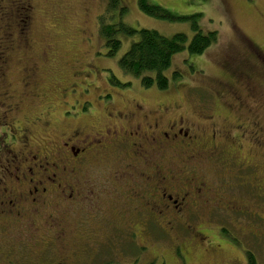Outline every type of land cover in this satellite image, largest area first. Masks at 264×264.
Returning a JSON list of instances; mask_svg holds the SVG:
<instances>
[{
	"label": "rangeland",
	"instance_id": "rangeland-1",
	"mask_svg": "<svg viewBox=\"0 0 264 264\" xmlns=\"http://www.w3.org/2000/svg\"><path fill=\"white\" fill-rule=\"evenodd\" d=\"M32 1L35 13L30 27L31 48L20 51L21 48L16 47L9 54L8 87L0 83V90L21 102L11 121L16 120L28 128L30 135L37 138L38 149L58 143L71 129L93 134L95 130L103 132L112 123L124 126L127 120L118 121L121 119L116 117L117 113L130 115L128 120L132 119L130 123L136 126L141 123L142 111L152 114L157 109L160 116L171 113L168 108L181 113L192 112L193 123L218 125L224 130L237 124L238 119L254 120L262 130L260 139L264 141V0H147L176 18L201 14L194 22L203 33L215 31L217 34V41L201 56H189L184 51L173 57L165 75L169 85L173 73L178 79L174 78L171 81L174 85L162 92L155 86L144 89L138 77L122 73L118 66V59L135 37L123 38L119 51L113 57L107 56L98 28L108 0ZM121 3L127 8L124 22L131 28L153 29L165 36L182 32L188 39L192 37L190 20L154 19L141 12L136 0H121ZM30 59L38 65V90L22 86L25 78L22 67L25 63L28 65ZM75 67H81L83 72L74 80L77 85L70 77ZM112 77L120 84H129L121 86ZM71 82L75 84L74 90L68 92ZM64 88L66 91L62 90ZM137 105H140L138 112ZM208 113L213 117L210 122L202 118ZM9 118L11 115L8 121ZM107 135L111 133L102 134L99 139ZM243 145L247 163L256 165L257 173L263 174L264 149L256 147L251 138L249 147L246 142ZM109 156L106 159L110 163L92 161L91 170L85 172L93 184H111L115 166ZM222 157L223 161L229 159L226 155ZM203 169V181L217 193L219 202L238 201L240 208H246L253 215L238 216L224 211V206L218 209L222 203L207 207L213 200L208 193V202L203 206L205 213L200 212L198 221L193 219L195 229L193 235H189L190 241L179 244H182L183 255L180 261L172 255L167 235L157 227L136 231L138 238L134 231L95 229L97 225L88 209L94 201L99 200L106 212L110 203H117L119 198L124 202L123 196L116 199L108 194L114 185L105 189L100 197H89L83 206L85 209L75 211L76 208L68 207L64 215L65 234L58 239L53 232L52 236L43 234L45 242L52 245L49 255L37 252L40 249L31 246L18 232L20 241L12 244L22 245L30 256L47 257L54 260L53 263L67 258V264H250V261L264 264V191L256 187L262 184L254 178L257 173L226 169L217 159L208 160ZM241 176L253 179L255 187L242 186ZM120 190L125 192V189ZM57 209L62 213L66 205L60 204ZM43 220L46 227L48 218ZM187 235L184 238H188ZM143 243L149 246L148 252L154 250V256L157 253L163 256L147 261L146 252L140 248ZM7 246L0 241V264H8L11 259L2 253ZM20 254L12 258L20 260ZM77 259L79 262L72 263Z\"/></svg>",
	"mask_w": 264,
	"mask_h": 264
},
{
	"label": "flooded vegetation",
	"instance_id": "flooded-vegetation-1",
	"mask_svg": "<svg viewBox=\"0 0 264 264\" xmlns=\"http://www.w3.org/2000/svg\"><path fill=\"white\" fill-rule=\"evenodd\" d=\"M32 3V0H0V83L4 87H8L9 54L16 47L21 48L20 51L31 48L30 27L35 13ZM22 68L25 77L22 86L27 90H38L37 63L30 59ZM82 73L81 67L74 68L70 73L73 83L78 84L74 80ZM73 83L69 84L68 92L74 90ZM62 90L66 91V88ZM20 103L7 91L0 90V241L8 245L2 251L4 257H11L8 264H52L54 260L42 259L49 255L52 247L45 242L43 234L52 236L55 233L57 239L62 237L68 207L77 211L85 206L89 197H100L113 185L115 188L108 194L116 199L123 196L124 202L119 198L117 203L109 204V212H106L100 207L99 200L94 201L88 209L97 225L95 229L120 233L134 231L136 235V231L157 227L167 235L175 260L183 256L182 244H179L190 241L189 235H193L195 229L193 219L198 221L200 214L205 213L203 206L208 202V196L213 200L207 207L222 203L218 209L224 206V211L238 216L253 215L246 208H240L238 201L219 202L217 193L214 194L213 188L203 181V168L208 160L217 159L226 169L257 173L258 167L248 164L243 153V143L249 147L250 138L256 147L264 149V141L260 139L262 130L254 120L238 119L237 124L224 130L218 125L193 123L192 112L181 113L167 107L171 113L160 116L157 109L152 114L142 111V124L139 122L134 126L130 123L132 119L128 120L130 115L117 113L116 117L121 119L118 121L127 120L124 126L112 123L103 132L95 130L93 134H81L80 130L71 129L58 143L38 149L37 138L30 135L28 128L16 120L11 121ZM136 107L138 112L140 105ZM210 116L208 113L202 118L210 122L213 118ZM108 133L111 135L99 139L100 135ZM108 155L115 166L112 182L107 186L95 185L85 172L91 170L92 161L109 162ZM222 155L229 159L223 161ZM254 178L262 182L257 189L264 191V173H257ZM239 179L242 186L255 187L253 179L246 176ZM60 204L66 205L62 213L57 209ZM53 210L55 214H52ZM45 217L48 218L46 227ZM17 232L29 240L31 246L40 249L37 252L43 254L41 259L28 255L22 245L12 244L20 241ZM187 233L188 238H184ZM148 247L146 243L140 245L146 252L147 261L163 256L159 253L154 256V250L148 252ZM18 252L21 253L20 260L12 258ZM77 262L78 259L72 263ZM53 264H67V258Z\"/></svg>",
	"mask_w": 264,
	"mask_h": 264
},
{
	"label": "trees",
	"instance_id": "trees-1",
	"mask_svg": "<svg viewBox=\"0 0 264 264\" xmlns=\"http://www.w3.org/2000/svg\"><path fill=\"white\" fill-rule=\"evenodd\" d=\"M136 3L144 15L154 19L190 20L192 37L188 39V36L182 32L165 36L153 29L131 28L124 22L123 16L127 8L121 0H108L106 11L99 19V35L104 40L108 57H113L119 51L123 38L133 39L135 37L117 61L121 72L131 77H138L144 89L148 90L155 86L157 90H161L160 92L169 90V86L175 83L171 84V81L174 78L178 79V76L173 73L169 85V79L165 75L173 62V57L184 51L189 56H201L217 41V34L215 31L202 32L194 22V19L200 17L201 14L176 18L160 6L149 4L147 0H136ZM114 79L112 77V80ZM115 82L120 84L116 79ZM125 84L120 85L125 86Z\"/></svg>",
	"mask_w": 264,
	"mask_h": 264
}]
</instances>
